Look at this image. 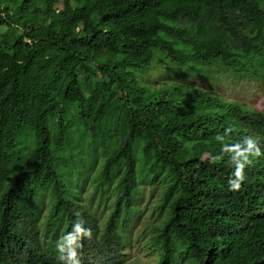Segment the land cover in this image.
Here are the masks:
<instances>
[{
	"label": "trees",
	"instance_id": "obj_1",
	"mask_svg": "<svg viewBox=\"0 0 264 264\" xmlns=\"http://www.w3.org/2000/svg\"><path fill=\"white\" fill-rule=\"evenodd\" d=\"M163 59L259 73L264 0H0V264H60L55 236L77 212L92 230L81 264H121L139 180L162 186L155 264H264V156L238 192L227 154L210 163L229 127L227 143L253 135L264 152V113L196 87L147 90L137 73ZM69 182L113 198L102 231Z\"/></svg>",
	"mask_w": 264,
	"mask_h": 264
},
{
	"label": "rangeland",
	"instance_id": "obj_2",
	"mask_svg": "<svg viewBox=\"0 0 264 264\" xmlns=\"http://www.w3.org/2000/svg\"><path fill=\"white\" fill-rule=\"evenodd\" d=\"M33 24V22H29L28 25ZM255 66L259 69V73L255 75L252 73L237 74L230 70L214 68L212 74L202 76L189 72V67H175L163 59L160 63L151 66L152 68L147 72L137 73V78L147 90L149 88L157 89L167 83H174L180 88L196 87L202 91L215 93L225 100L238 103L248 109L264 113V62L256 63ZM101 163L102 158L99 159L95 172L100 169ZM69 184L76 189L77 202L86 207L92 216V221L102 231L111 212L113 198L106 202L108 194H102L91 182H85V184L69 182ZM138 188L139 195L132 202L135 211L122 231L124 250L121 264H155L158 260V251L152 244V239L154 227L164 219L163 212H159L156 207L159 203L162 186L139 180ZM112 189L110 191H113ZM39 204L42 211L39 219L42 233L51 205L48 194L41 195ZM61 233L60 231L56 233V240L60 238Z\"/></svg>",
	"mask_w": 264,
	"mask_h": 264
},
{
	"label": "clouds",
	"instance_id": "obj_3",
	"mask_svg": "<svg viewBox=\"0 0 264 264\" xmlns=\"http://www.w3.org/2000/svg\"><path fill=\"white\" fill-rule=\"evenodd\" d=\"M233 131L229 127L225 129L223 135L216 136V140L221 144L222 154L212 155L210 163L216 164L223 161L224 154H227L229 163L234 169L228 178L229 191L238 192L246 180L245 169L252 166L256 158L264 156V152L261 150L259 139L253 135H247L236 142L227 143L225 137ZM75 215L77 219L72 223L71 230L67 234L61 235L56 242L57 260L60 264H81L82 241L92 238V230L84 227V221L79 219L78 212Z\"/></svg>",
	"mask_w": 264,
	"mask_h": 264
}]
</instances>
